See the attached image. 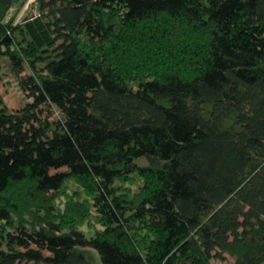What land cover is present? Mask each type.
<instances>
[{"label":"trees","instance_id":"1","mask_svg":"<svg viewBox=\"0 0 264 264\" xmlns=\"http://www.w3.org/2000/svg\"><path fill=\"white\" fill-rule=\"evenodd\" d=\"M18 2L0 264H264V0Z\"/></svg>","mask_w":264,"mask_h":264},{"label":"rangeland","instance_id":"2","mask_svg":"<svg viewBox=\"0 0 264 264\" xmlns=\"http://www.w3.org/2000/svg\"><path fill=\"white\" fill-rule=\"evenodd\" d=\"M25 1L27 2L24 6L17 7L11 11V13H14L16 9H18L16 11L17 21H22L23 18L28 14L29 10L32 8V3L34 2V0H19L18 3L22 4ZM3 73L4 70L0 68V92L5 95L4 100L7 101L10 106L15 107L18 101L17 98L21 95L19 94L18 87L16 85H13V81H11V78L8 77L6 74L3 75ZM84 228L88 230L87 223L84 224ZM80 252L84 256L90 258L93 261V264H103L100 255L96 250L92 248H81Z\"/></svg>","mask_w":264,"mask_h":264},{"label":"built area","instance_id":"3","mask_svg":"<svg viewBox=\"0 0 264 264\" xmlns=\"http://www.w3.org/2000/svg\"><path fill=\"white\" fill-rule=\"evenodd\" d=\"M8 17H9V15H8Z\"/></svg>","mask_w":264,"mask_h":264}]
</instances>
